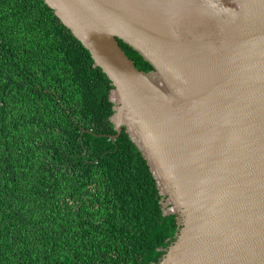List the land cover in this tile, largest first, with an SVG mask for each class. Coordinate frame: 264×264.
Instances as JSON below:
<instances>
[{
	"label": "water",
	"instance_id": "obj_1",
	"mask_svg": "<svg viewBox=\"0 0 264 264\" xmlns=\"http://www.w3.org/2000/svg\"><path fill=\"white\" fill-rule=\"evenodd\" d=\"M44 2L111 82V140L125 128L176 216L157 264H264V0Z\"/></svg>",
	"mask_w": 264,
	"mask_h": 264
},
{
	"label": "trees",
	"instance_id": "obj_2",
	"mask_svg": "<svg viewBox=\"0 0 264 264\" xmlns=\"http://www.w3.org/2000/svg\"><path fill=\"white\" fill-rule=\"evenodd\" d=\"M112 88L44 0H0V264H157L174 241L147 161L111 140Z\"/></svg>",
	"mask_w": 264,
	"mask_h": 264
}]
</instances>
